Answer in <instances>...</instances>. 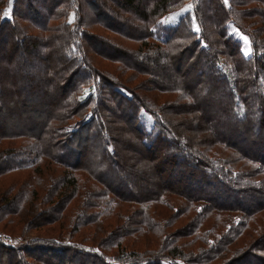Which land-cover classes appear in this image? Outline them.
Segmentation results:
<instances>
[{
	"label": "trees",
	"instance_id": "obj_1",
	"mask_svg": "<svg viewBox=\"0 0 264 264\" xmlns=\"http://www.w3.org/2000/svg\"><path fill=\"white\" fill-rule=\"evenodd\" d=\"M34 1L15 0L14 18L7 19L3 12L10 0H0V125L9 121L24 125L20 133L38 137L50 152L59 151L51 155L55 161L88 170L103 188L110 189L117 204H169L166 198L174 196L233 217L226 233L200 253L171 241L147 255L134 251L116 259L131 264H264V230L255 232L259 234L254 239L248 233L250 222L264 212V177L258 179L264 176V0H257L262 5L254 7L248 0H230L229 5L224 0H85L78 4L93 9L109 30L141 44L137 52L129 53L104 35L88 36L87 43L99 50L107 45L114 51L108 59L124 62L154 78L157 86L191 98L161 105L136 95L117 76L96 69L85 50L84 33L72 59L68 52L74 43L71 29L48 24V40L21 33L18 5L38 15L41 9ZM71 1L42 0L44 6L51 5L47 18ZM191 1L193 10L176 25L156 31L159 19ZM193 16L199 31L194 30ZM230 22L249 36L251 56H245L241 41L230 33ZM95 39L100 42H90ZM94 82L112 91L116 106L98 102L92 107L94 98H78ZM142 109L154 117L150 131L141 126ZM77 116L83 118L81 129L69 133L59 148L52 139L54 129L64 118ZM49 132L52 140L44 139ZM214 143L231 148L238 159L259 165L254 174L234 169L235 163L228 158L204 150ZM90 148L93 153L87 156ZM23 151L6 154L0 173L29 168L33 161L13 159ZM75 187V181L66 186L71 191ZM5 206L13 209V201ZM33 213L31 222L38 211ZM145 220L155 227L154 221ZM93 247L100 253L64 244L19 249L0 242V264H113L107 260L113 255L105 246Z\"/></svg>",
	"mask_w": 264,
	"mask_h": 264
},
{
	"label": "rangeland",
	"instance_id": "obj_2",
	"mask_svg": "<svg viewBox=\"0 0 264 264\" xmlns=\"http://www.w3.org/2000/svg\"><path fill=\"white\" fill-rule=\"evenodd\" d=\"M81 1L85 2V0H72L71 2L62 3L59 6L61 8L59 13L52 14L50 18H47L48 8L51 6L48 2H46V7L44 3L42 4V0L34 1V4L41 9L38 15L27 10L24 12L21 6L18 5L20 9L16 20L23 26L22 30L19 29V31L21 33L38 34L48 40L50 32L45 31L48 24L55 27L56 25H63L62 28L65 30L71 29L70 33L73 35L74 43L70 44L71 48L68 51L70 59L73 58L75 53H78V43H80L81 36L84 33L85 50L94 67L109 76H117L124 84L131 89H135L136 95H142L144 98L146 97L148 102L151 101L150 103L157 105L191 99L179 91H168L157 86L154 78L152 80L148 74L136 71L124 62L119 63L114 59H108V53H114V51L109 49L107 45H101L102 48L99 50L95 44L90 45V43H87L86 37L88 36L98 39L99 37L104 38L102 37L104 35L107 38L116 40L120 47L124 48V45V49L128 50L129 53L137 52L141 44L135 39L124 37L106 28L93 9L84 3L79 8L78 4ZM248 1L253 7L262 5L257 0ZM14 2L15 0H10L3 12L4 18H14ZM226 4L229 5L230 0ZM42 7L44 10H42ZM192 10V1L172 10L158 20L156 31L161 33L163 29L176 25L182 16ZM192 21L194 30L199 28L194 16ZM65 23H68V27L65 26ZM228 28L230 33L241 41L245 56H251L252 43L249 36L241 31L234 22H230ZM245 37H247V41H245ZM90 38L88 39L90 40ZM90 42L99 43L100 41L93 42L91 40ZM123 91L126 90L123 89ZM126 92L131 95L128 91ZM88 97L94 98L92 107H96L98 102L99 106L101 103L113 107L117 105L112 91L105 88L101 83L94 82L93 86L84 87L78 96L81 101ZM104 97L107 101H103ZM139 113L141 126L146 131H150L154 126V117L144 109ZM65 115L68 116V114ZM82 116L64 118V121L60 123L63 126L59 123L51 124L60 126L54 129L53 138L51 136L52 132H49L44 139H53L57 146L61 148L66 142L65 137L71 136L69 133L81 129ZM40 121L43 122L42 119ZM12 123L9 121L0 125V163L4 156L13 150L17 152L24 150L21 156H16L17 158L13 159L22 158L25 161L30 160L33 162L25 170L0 173V242L9 247L29 248L33 244L58 247L60 244H64L88 252L100 253L93 246L102 245L106 247L107 253L113 255L112 258L107 259L110 263L131 264L130 262L118 261L116 257L124 253L129 255L134 251L147 255L146 253L159 250L161 247H167L171 241L179 243L188 252L200 253L202 249H211L212 242H216L220 235L226 233V225L233 222V217L211 213L205 208L203 209L202 205H191L185 199L174 196L166 198V202L170 205L162 201H155L151 204L122 202L117 204L116 198L108 193L110 189L103 188L88 173V170L85 168L76 169L73 166L68 167L55 161V158L51 155L53 156L54 152L58 154L59 151L58 153L56 150L50 152L46 147L47 145L45 144L44 147L43 143L40 142L41 140L37 139L38 137L20 133L24 125L14 126ZM10 132L12 133L11 136ZM18 132L20 134L16 135ZM205 147L204 150L210 155L226 157L229 161L235 163L234 169H243L251 175L255 172L254 168L259 166L245 159H238L239 154L224 145L214 143ZM92 153L93 151L90 148L85 154L88 156ZM68 156V160H73L72 156ZM82 164L84 165V163ZM259 177L264 176L259 175L258 179ZM72 181L76 182L73 191H71L72 188H66ZM12 201L13 209L11 206H5V203ZM34 211H38V215L31 222L30 219L35 214ZM257 217V221L250 220V226H248L249 237L252 236L253 239L264 230V212L257 215ZM56 219L58 220L54 221ZM145 219L154 221L155 227H150ZM258 231L260 232L256 234L255 232ZM4 237H10L11 239L6 241ZM118 243H120V246H118ZM188 256L194 258L190 254Z\"/></svg>",
	"mask_w": 264,
	"mask_h": 264
},
{
	"label": "built area",
	"instance_id": "obj_3",
	"mask_svg": "<svg viewBox=\"0 0 264 264\" xmlns=\"http://www.w3.org/2000/svg\"><path fill=\"white\" fill-rule=\"evenodd\" d=\"M10 239H11L10 237H4V240H6V241H9Z\"/></svg>",
	"mask_w": 264,
	"mask_h": 264
},
{
	"label": "snow or ice",
	"instance_id": "obj_4",
	"mask_svg": "<svg viewBox=\"0 0 264 264\" xmlns=\"http://www.w3.org/2000/svg\"><path fill=\"white\" fill-rule=\"evenodd\" d=\"M228 0H225V3H227ZM197 31H199V28L196 29ZM245 41H247V37H245Z\"/></svg>",
	"mask_w": 264,
	"mask_h": 264
}]
</instances>
